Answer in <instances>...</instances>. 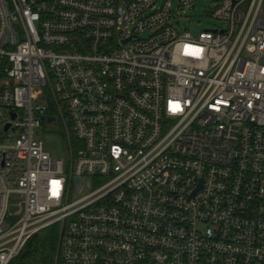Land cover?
<instances>
[{
	"label": "built area",
	"instance_id": "2783aa9c",
	"mask_svg": "<svg viewBox=\"0 0 264 264\" xmlns=\"http://www.w3.org/2000/svg\"><path fill=\"white\" fill-rule=\"evenodd\" d=\"M214 2L0 0V264H264V0Z\"/></svg>",
	"mask_w": 264,
	"mask_h": 264
},
{
	"label": "rangeland",
	"instance_id": "374dc122",
	"mask_svg": "<svg viewBox=\"0 0 264 264\" xmlns=\"http://www.w3.org/2000/svg\"><path fill=\"white\" fill-rule=\"evenodd\" d=\"M161 2V1H160ZM160 4V3H159ZM173 16L172 24L178 31H190L194 29L199 32L206 30L221 29L226 25L222 20L213 17L216 4L214 0H199L189 7L178 8L177 1L172 0ZM148 32L142 35L146 38ZM40 138L45 144V149L54 159H65L66 143L64 139V128L61 122L57 127L47 128L43 126Z\"/></svg>",
	"mask_w": 264,
	"mask_h": 264
},
{
	"label": "trees",
	"instance_id": "16d2710c",
	"mask_svg": "<svg viewBox=\"0 0 264 264\" xmlns=\"http://www.w3.org/2000/svg\"><path fill=\"white\" fill-rule=\"evenodd\" d=\"M58 233L56 225L38 232L9 264H56Z\"/></svg>",
	"mask_w": 264,
	"mask_h": 264
},
{
	"label": "water",
	"instance_id": "95a60500",
	"mask_svg": "<svg viewBox=\"0 0 264 264\" xmlns=\"http://www.w3.org/2000/svg\"><path fill=\"white\" fill-rule=\"evenodd\" d=\"M195 34H196V32H195ZM46 121L47 122H53L54 121V118L49 117V118L46 119Z\"/></svg>",
	"mask_w": 264,
	"mask_h": 264
}]
</instances>
